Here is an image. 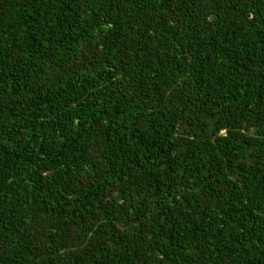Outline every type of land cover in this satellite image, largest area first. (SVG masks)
I'll return each mask as SVG.
<instances>
[{
    "label": "trees",
    "instance_id": "1",
    "mask_svg": "<svg viewBox=\"0 0 264 264\" xmlns=\"http://www.w3.org/2000/svg\"><path fill=\"white\" fill-rule=\"evenodd\" d=\"M0 264H264V0H0Z\"/></svg>",
    "mask_w": 264,
    "mask_h": 264
},
{
    "label": "rangeland",
    "instance_id": "2",
    "mask_svg": "<svg viewBox=\"0 0 264 264\" xmlns=\"http://www.w3.org/2000/svg\"><path fill=\"white\" fill-rule=\"evenodd\" d=\"M222 132V131H221Z\"/></svg>",
    "mask_w": 264,
    "mask_h": 264
}]
</instances>
